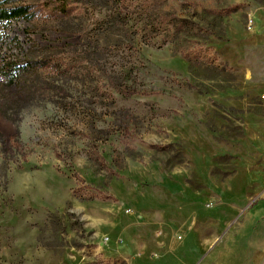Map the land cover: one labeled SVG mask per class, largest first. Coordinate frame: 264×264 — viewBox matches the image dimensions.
Here are the masks:
<instances>
[{
  "label": "rangeland",
  "instance_id": "1",
  "mask_svg": "<svg viewBox=\"0 0 264 264\" xmlns=\"http://www.w3.org/2000/svg\"><path fill=\"white\" fill-rule=\"evenodd\" d=\"M123 3L0 0V264H264V0Z\"/></svg>",
  "mask_w": 264,
  "mask_h": 264
},
{
  "label": "trees",
  "instance_id": "2",
  "mask_svg": "<svg viewBox=\"0 0 264 264\" xmlns=\"http://www.w3.org/2000/svg\"><path fill=\"white\" fill-rule=\"evenodd\" d=\"M116 1L119 2L121 11L126 10V6L124 5L123 0H116ZM25 12H26V7L22 5L15 7H8V8L0 7V19L5 21H10L12 19L17 18L20 15H24ZM11 65L13 68H15V70L19 68L16 67L15 64L11 63Z\"/></svg>",
  "mask_w": 264,
  "mask_h": 264
},
{
  "label": "crops",
  "instance_id": "3",
  "mask_svg": "<svg viewBox=\"0 0 264 264\" xmlns=\"http://www.w3.org/2000/svg\"><path fill=\"white\" fill-rule=\"evenodd\" d=\"M262 207H264V206H262ZM258 212H259V210L255 212V213H256V216H257V215H261L262 213H264V212L262 211L261 213L258 214ZM251 225H252V223H251ZM249 229H250V228H246L244 225H243V226H242V225L239 226V228L237 229V232H236L234 235H232V237L234 236V237H236V238H237V237L240 238V239L238 240L239 243H234V244H232V241H231L232 237H230V240H229V242L227 243V245H237L238 247H244V246L246 245V243H245V239H246V236H247V234H248V232H249ZM243 240H244V242H243ZM141 250H143V249H141ZM144 251H145V252L152 253V252H153V246L146 245Z\"/></svg>",
  "mask_w": 264,
  "mask_h": 264
}]
</instances>
